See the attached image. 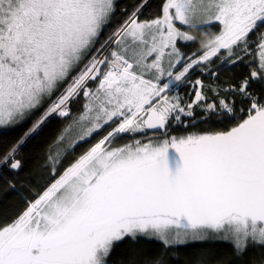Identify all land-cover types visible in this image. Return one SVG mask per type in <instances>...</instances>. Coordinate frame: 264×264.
Here are the masks:
<instances>
[{"label":"snow or ice","instance_id":"snow-or-ice-1","mask_svg":"<svg viewBox=\"0 0 264 264\" xmlns=\"http://www.w3.org/2000/svg\"><path fill=\"white\" fill-rule=\"evenodd\" d=\"M146 3L97 48L115 0H0V129L47 103L0 165L18 174L25 139L52 116L72 117L47 148L44 170L54 179L0 225V264H108L116 242L138 237L167 248L223 233L237 257L264 249V96L249 91L264 81V0H165L162 15L141 21ZM217 23L200 49L180 50L177 41L195 44L194 33ZM240 62L250 76L223 89L241 97L239 110L218 86V103L208 102L203 80H190L197 70L215 79ZM186 83L194 92L187 101L179 95ZM81 95L83 109L73 114ZM213 117L231 126L187 130ZM174 125L185 131L170 134ZM123 135L132 139L114 146ZM127 264L160 260L134 252ZM248 264H264V255Z\"/></svg>","mask_w":264,"mask_h":264},{"label":"trees","instance_id":"trees-1","mask_svg":"<svg viewBox=\"0 0 264 264\" xmlns=\"http://www.w3.org/2000/svg\"><path fill=\"white\" fill-rule=\"evenodd\" d=\"M164 2L165 0H147L146 6L139 13V19L141 21L155 19L157 15H161ZM141 3H144V0H115V12L105 30L101 31L96 47L98 48L101 43L124 23L133 8ZM213 29L215 32H218V24H215ZM197 36L199 39L195 44H178L185 55H191L194 50L201 48V41L207 42L208 40L203 33ZM115 47L116 45L113 44L112 48ZM108 55L110 56V51H108ZM246 59L251 60L252 56H247ZM245 65V63L240 62L237 66L231 68V70L222 68L215 79L208 76V79L214 84L212 86L219 87V95L221 97L227 95L229 102H234L237 110L241 107H246V104L241 102L239 95L231 92L225 93L223 89L240 84L239 82L247 76ZM216 66V64L212 65L213 68H216ZM200 75L201 72L197 70L191 75L190 79L195 81L197 78H200ZM208 86V88H204L209 98L208 102L218 103L217 97L212 92V86ZM92 87H95V85L93 84ZM249 91L264 96V81L253 83ZM54 98L55 96H53ZM83 102L84 99L81 95L80 99L71 105L73 114H78V111H82ZM45 107H47V103L33 112L19 125L9 129H0V155L10 148L32 126ZM200 114V110L198 109L195 115L199 117ZM71 120L72 117L62 119L53 116L41 126L37 133L32 134L28 138L16 154V158L22 162V167L18 170V174L6 166L0 165V225L10 222L14 217L22 213L27 207V202L34 199L37 192H42L52 182L54 177H52L51 169L44 170L47 148ZM230 126L231 123L228 119L219 120L213 117L207 122H200L198 120L195 128L189 127L187 130L216 131L224 130ZM108 130L105 128L102 133H94L86 141H80L78 146H75V155L82 154L83 151L106 134ZM184 131L185 129L182 125H176L171 127L170 134L179 135ZM127 139H129V136H122L117 143L121 142L122 146V144L128 142ZM68 151L72 152V149ZM67 163L65 161L61 166L60 172L63 171L64 167H67ZM7 181H13L15 189H10L6 183ZM134 252L139 253L141 259L154 260L159 258L160 264H201V262H204V264H248L252 259H259L264 255V249L249 246L242 256L237 257L234 254L233 245L226 240L200 241L165 248L163 243L156 239L138 237L136 240L125 238L120 242H116L108 258V264H127Z\"/></svg>","mask_w":264,"mask_h":264},{"label":"rangeland","instance_id":"rangeland-1","mask_svg":"<svg viewBox=\"0 0 264 264\" xmlns=\"http://www.w3.org/2000/svg\"><path fill=\"white\" fill-rule=\"evenodd\" d=\"M162 15V14H161ZM218 24V23H217ZM108 25V24H107ZM106 25V26H107ZM122 25V24H121ZM106 26H104V28L102 29V31H104L105 30V27ZM177 26L179 27L180 25H179V23L177 22ZM215 26V24H213L212 26H211V30H209L208 32H207V34H205L204 32H200V33H194V34H196V35H199V34H201V33H203L205 36H206V38L207 39H209L212 35H213V32H215L214 31V29H213V27ZM120 27V26H119ZM116 31V30H115ZM114 31V32H115ZM188 31H190V32H194V30H191V29H189ZM99 39H100V36H99V38H98V41H99ZM179 43H182V42H180V41H177V44H179ZM179 47V46H178ZM180 50L183 52V50L180 48ZM109 51V50H108ZM107 55H108V53H107ZM186 56H188V55H186ZM253 59V58H252ZM251 59V60H252ZM245 68H246V74H247V76H250V72H251V68L250 67H248L247 65H245ZM202 74V77L203 78H205V79H202L203 80V84H204V86L206 87V88H208L209 86L208 85H214L209 79H208V76L209 75H207V74H205V73H201ZM201 77V78H202ZM191 80V79H190ZM192 81V80H191ZM192 82H194V81H192ZM214 86H212V88H213ZM211 88V87H210ZM183 90V91H182ZM185 90H186V94H185ZM182 91V92H181ZM181 92V93H180ZM189 93H191V95L192 96H194V92H192V86L191 85H188V86H185L184 88H182L180 91H179V95L181 96V97H183L186 101L189 99ZM55 117H57V116H55ZM12 128V127H11ZM3 129H9V128H3ZM98 132L99 133H102V132H100L99 130H98ZM76 135V131H73L72 133H70L69 134V138H73L74 136ZM123 136H128V135H123ZM136 138L137 139H140L141 137H140V134H137V136H136ZM132 139V137L131 136H129V139H127V141L129 142L130 140ZM127 142V143H128ZM145 142H147V141H145ZM126 144V143H125ZM122 145H124V144H122ZM114 146H121V142H116L115 144H114ZM224 234L223 233H221V234H219V236H217V235H209L208 236V238L207 239H205V240H203V241H215V240H224V239H222V238H220V237H222ZM151 239H156V238H151ZM156 240H158V239H156ZM158 241H160V240H158ZM161 242V241H160ZM198 242H200V241H198ZM189 243H193V242H189ZM189 243H186V244H189ZM182 245H185V244H182Z\"/></svg>","mask_w":264,"mask_h":264},{"label":"built area","instance_id":"built-area-1","mask_svg":"<svg viewBox=\"0 0 264 264\" xmlns=\"http://www.w3.org/2000/svg\"><path fill=\"white\" fill-rule=\"evenodd\" d=\"M107 52H108V49L105 50V54H107ZM184 85H191L192 86V83H186ZM184 85H181V87H183Z\"/></svg>","mask_w":264,"mask_h":264},{"label":"water","instance_id":"water-1","mask_svg":"<svg viewBox=\"0 0 264 264\" xmlns=\"http://www.w3.org/2000/svg\"><path fill=\"white\" fill-rule=\"evenodd\" d=\"M27 140H28V138L25 139L24 143H25ZM24 143H23V144H24ZM23 144H22V145H23ZM22 145H21V146H22ZM21 146H20V148H21Z\"/></svg>","mask_w":264,"mask_h":264},{"label":"flooded vegetation","instance_id":"flooded-vegetation-1","mask_svg":"<svg viewBox=\"0 0 264 264\" xmlns=\"http://www.w3.org/2000/svg\"><path fill=\"white\" fill-rule=\"evenodd\" d=\"M243 79H244V78H243ZM243 79H242V80H243ZM242 80H241V81H242ZM241 81H240V82H241ZM240 82H239V83H240ZM174 126H176V125H174ZM174 126H173V127H174ZM145 141H147V139H145L144 142H145Z\"/></svg>","mask_w":264,"mask_h":264}]
</instances>
